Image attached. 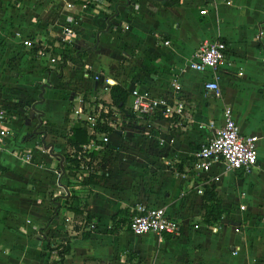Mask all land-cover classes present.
<instances>
[{
	"label": "crops",
	"instance_id": "0c3cea01",
	"mask_svg": "<svg viewBox=\"0 0 264 264\" xmlns=\"http://www.w3.org/2000/svg\"><path fill=\"white\" fill-rule=\"evenodd\" d=\"M67 1L70 7L60 2L65 10L61 14L56 12L53 24H67L64 27L77 31L76 40L83 46L76 50L84 56L82 63H71L74 69L70 77L80 82L79 88L84 87L81 92L88 97L82 100V95H77L74 108L80 103L85 109L98 108L87 100L107 105L109 89L99 86L104 79L126 91L135 87L154 95L170 96L173 92L169 83L174 77L180 87L183 111L181 116L167 120L123 122L120 125L127 129L112 128L108 142L98 149V158L103 161L100 175L104 184L81 186L80 181L68 180L66 174L60 172L62 156L71 153L65 138L73 122L61 120L65 102L60 99L65 98V93L57 92L60 99L54 100H57L58 117L54 120L47 117L46 123L41 125L46 132H41L38 140L21 138L18 144L23 150L13 141L15 132L12 140L3 141L0 264H56L54 255L48 259L46 251L47 243L51 246L55 243L53 240L68 244L69 251L62 264H120L123 244L127 245L126 236L132 235L128 230H107L119 209L136 203L163 207L178 227L176 235L164 233L160 239L153 234L135 237L141 239V244L130 248L139 251L140 256L145 255L148 264H252L253 258L264 259L261 196L264 183L256 178L260 171L264 172V0H176V3L171 0H92L94 6L87 4L89 0ZM201 10L205 11L203 15L199 13ZM216 38L227 45L225 62L216 72L219 98L204 94L202 83L208 79L206 72L179 73V68L191 60L203 41ZM61 44L53 42L49 46L48 40L39 47L51 52ZM69 63L61 69V75L68 70ZM83 70L89 74L86 78L81 75ZM74 73H78V77L73 76ZM90 75L98 76L99 80L92 81ZM88 84H91L90 91L85 92ZM44 102L45 99L42 104ZM223 108L230 109L242 135L257 136V162L249 172L229 171L225 177L220 175L217 182L208 185L213 186L219 198L222 215L218 225L207 227L201 222V193L196 192L202 177L191 172L190 163L198 147L208 142L214 130L222 125ZM117 116L122 119L120 114H115V118ZM61 130L66 134L59 139L60 143L47 142ZM136 130H141L145 137L132 136ZM31 143L39 146V156H34ZM19 150L22 155H30L27 162L19 160ZM41 153H48V158L55 161L54 170L48 172L51 162L40 159ZM19 164L24 165L25 170L20 185L34 184L38 202L45 203L37 222L40 226L37 234L29 229V218L14 212V206L29 205L21 200L29 194L18 191L15 186L10 188L15 185L12 174L19 170ZM218 172L223 174L220 167L211 168L205 179L219 175ZM32 178L36 182H31ZM227 178L237 195L232 188L225 187ZM48 181L56 185V194L52 195L48 188L45 190ZM247 184L250 190L245 188ZM243 185L248 194L243 195L247 206L242 205L244 202L236 205L244 194L238 190ZM68 190H73L86 202L85 213L91 217L88 223L78 221L63 208ZM48 193L49 199L44 201ZM238 206H244V210H238ZM255 217L261 221L253 225ZM74 226L78 229H73ZM82 232L89 236L81 238ZM150 236L154 238L155 247L147 246Z\"/></svg>",
	"mask_w": 264,
	"mask_h": 264
},
{
	"label": "rangeland",
	"instance_id": "374dc122",
	"mask_svg": "<svg viewBox=\"0 0 264 264\" xmlns=\"http://www.w3.org/2000/svg\"><path fill=\"white\" fill-rule=\"evenodd\" d=\"M91 1L92 0H89L87 4L94 6L91 5ZM76 2L77 1L74 3ZM64 10L65 9L62 8L58 0H0V109L8 116L7 124H9L15 132L16 139L13 141L20 150H23L18 144L21 138H24V136L29 138L35 137L34 140H38V138L41 137L40 133L46 132L41 129V125L46 123L47 117L50 116L53 120L57 119L58 110L57 102H55L57 100L54 99H60L58 95L59 92L65 93V98L60 99V101L65 102L60 116L62 121L66 120L74 122L73 110L76 105L75 101L77 95L84 96L85 100L88 97L85 95L86 93L83 94L81 92V87L83 86H80V88L79 86L75 87L77 88V91L74 93L71 91H60L55 88L58 83L55 76L59 66L56 57L57 54L61 53L63 47V50L65 51L81 50L83 48L79 39L76 40L78 34L76 33L77 31L75 32L72 30L71 32L73 33L70 34L71 36H67L68 38H65L63 41L61 40L63 33L62 30L63 28H66L64 26L67 24L61 25L60 23L55 25L53 24V21H55L54 17L56 16V12L58 11L59 14H61ZM64 22H67L66 19ZM23 40L30 41L32 45L29 48H34L35 51L23 47L21 43ZM48 40L49 46H51L50 44L53 42H61L63 46H55L58 49L52 48L54 50L52 53L48 52L47 49L45 50V54H41L39 46H41L42 42L47 43ZM91 42L93 44V38ZM51 58H56L54 63L50 62ZM73 69L74 66L69 63L68 70L65 73H62V77L64 79H72L70 76L72 75ZM73 76L78 77V73H74ZM91 84L87 85L88 88L85 89V92L86 90L90 91L89 88ZM44 99L45 102L42 104ZM58 132L59 133H55L50 139H47V142L60 143L59 139H61L66 132L62 130ZM133 135L140 138L145 137L141 134V130L134 131L132 136ZM29 145L34 149V156L36 154L39 156L40 149L38 148L39 146L37 143H31ZM20 150L18 154L22 155ZM41 155L40 159H49L51 162V164H48V167L46 166L48 172L54 170L55 161L48 158L49 154L41 153ZM23 166L24 165L22 164L17 165L19 170L17 169L12 174L15 185H11L10 188H14L15 186V189H18V191L22 190L24 193L26 192L29 194L21 199L22 203L29 202V205L14 206L13 208L15 210L14 212L21 214V217L29 218V221L31 222L29 229L31 228L32 231L37 234L40 227L37 225V222L41 219V215L45 209V203L38 202L37 191L33 192V189L35 188L34 184L26 182L25 186L20 185V178L25 171ZM218 173V177H220V175L225 177L226 172H222L223 174L220 172ZM256 178L264 183V172L260 171ZM75 179L80 181L77 178ZM30 181L36 182V179L32 178ZM224 184L225 187L232 188L234 194L237 195V191L234 190V186L229 183L228 178L224 180ZM18 185L21 187L18 188ZM54 186H56L54 183L48 181L45 190L48 188V192L54 195L57 193V187ZM245 188L250 190L251 186L247 184ZM245 188L243 185L238 189L239 192H241V190L244 191V194L240 196L236 205L244 202L242 205L247 206V202L245 201L247 198L243 197V195H248ZM261 193L262 198H264V192L261 191ZM48 199L49 193L44 197V201H47ZM256 217L253 218V225L261 221ZM47 234L48 233L44 232V235L47 236ZM126 237L128 238V240L125 239L127 245L123 244L120 264H128L130 262L148 264L145 255L140 256L139 251L138 254L135 249L133 250L130 248V246L135 248V246L141 244V239L130 235ZM148 239L147 246L155 247L154 238L150 236ZM52 243L56 244V241L53 240ZM35 249L39 251V247L36 246ZM46 251L48 259L52 258L53 253H50L48 250ZM262 258H253L251 262H253L252 264H264V259Z\"/></svg>",
	"mask_w": 264,
	"mask_h": 264
},
{
	"label": "built area",
	"instance_id": "2783aa9c",
	"mask_svg": "<svg viewBox=\"0 0 264 264\" xmlns=\"http://www.w3.org/2000/svg\"><path fill=\"white\" fill-rule=\"evenodd\" d=\"M62 3V6L68 8L71 3L67 0H58ZM201 15L205 13L204 10L199 12ZM61 40L63 41L67 36H71V29L63 28ZM69 41V40H67ZM23 47H31V42L23 40ZM164 44H167L166 42ZM41 54H45V48H40ZM227 52V45L224 41L216 38L212 41H203L198 47L197 51L193 54L191 60L187 64L179 68V73L186 71H193L197 73L208 74V79L202 83V88L205 95H210L214 98H219L218 77L216 72L221 64L225 62V55ZM56 58H51L50 62L54 63ZM83 78H86L89 74L86 70L81 72ZM92 81L97 82L98 76L90 75ZM114 83L109 79H104L100 86L102 89L107 90ZM172 94L170 96L154 95L148 90H141L138 88H131L127 90V99L124 108L127 110L128 115L126 119L129 121H123L129 124L132 121L143 122L151 119H170L174 116H181L183 111V105L181 96L179 94L180 87L177 83V79L172 77L170 83ZM128 102V104H127ZM106 115L108 109L102 108L100 111L90 110L89 108H83L80 105L73 110V116L77 120H82L90 135H96L97 140L101 144L108 142L109 134L96 133L97 122L103 121L110 128H120V130L127 129V126H122L121 119L115 114H111L104 120H100L99 114ZM8 116L3 110L0 109V151L4 150L3 141L12 140L14 137V131L9 126ZM142 134V133H141ZM257 136L255 135H242L235 125L229 108H223L222 110V125L215 129L212 133V137L208 142L200 145L195 151L193 159L190 163L191 172L196 175H201L200 187L196 192L201 193L204 186L212 185L218 181V175L205 179V175L213 167H220L222 172L229 171H243L249 172L255 167L257 162V150L256 142ZM88 148H90L88 150ZM88 148L82 149L80 154H84L82 162L79 167L78 178L86 177L97 164V160H91L87 156L88 151L91 149H101L102 146H96L93 143ZM79 155V154H78ZM78 158V157H77ZM30 159L29 154L19 156L21 162H27ZM264 202V198H263ZM238 210L243 211L244 206H238ZM130 216L128 217L127 230L134 237H141L146 234H153L160 239L162 234L176 235L178 227L176 222L169 218L163 207L148 206L144 203H136L129 207ZM194 229L197 226H193Z\"/></svg>",
	"mask_w": 264,
	"mask_h": 264
},
{
	"label": "trees",
	"instance_id": "16d2710c",
	"mask_svg": "<svg viewBox=\"0 0 264 264\" xmlns=\"http://www.w3.org/2000/svg\"><path fill=\"white\" fill-rule=\"evenodd\" d=\"M171 3H176V0H171ZM166 4V3H165ZM167 5V4H166ZM63 46V44H61ZM64 48V47H63ZM61 53L57 54V59L59 62V66L57 69L56 77L58 79V83L55 86L57 90L60 91H71L76 92L80 82L75 79H64L61 75V69L65 66L66 62H70L72 64H81L84 56L77 52L76 50L65 51L63 50ZM29 50L35 51L34 48H28ZM58 49V48H57ZM54 50L51 51V53ZM109 103L107 105L102 102H96L87 100L90 104H95L98 106L95 107L97 111H100L103 107H107L108 113L106 115L100 113V120L106 119L112 113L120 114L122 117L121 123L123 121H129L126 119V115H128L127 110L124 108L125 102L127 99V91L118 85H112L108 90ZM82 100H85L84 96H82ZM105 105V106H104ZM112 132V128L108 127L103 121L97 122L96 124V133L100 134H109ZM33 137V136H32ZM95 134L90 135L87 133V128L85 126L84 121L75 120L73 124L69 127L68 134L65 138V144L71 151L70 154L63 155V162L61 166L60 172L66 174L68 180L69 178H77L79 174V167L82 162V157L84 154H80L83 147L93 143L96 146H101V142L97 140ZM30 139L29 137L23 138L24 141ZM79 154V155H78ZM98 149H91L88 151L87 156L90 157L91 160H97L96 167L88 173L86 177H82L80 179L79 185L81 186H102L104 184V179L100 175L103 167L101 163L103 162L99 156ZM78 157V158H77ZM100 159V160H99ZM100 165V166H99ZM238 174H242V172L238 171ZM66 199L64 201L63 208L70 212L73 217L78 218V221H83L84 223H88L91 220V217L85 213L86 202L81 201L73 190L66 191ZM202 199V210L203 214L201 216V222L203 225L207 227H211L214 225H218L221 220V206L219 198L216 195V192L213 186H204L201 192ZM84 214V215H83ZM130 216L129 208L119 209L116 215L111 218V227L107 230L109 232H113L115 230H127L128 217ZM82 219V220H81ZM73 229L77 230L78 227H73ZM89 236L87 232L81 233V238L86 239ZM47 248L50 253H53L54 258L56 259V264L63 263V257L68 254L69 248L68 244H63L62 242L52 244L50 246L49 242L47 243Z\"/></svg>",
	"mask_w": 264,
	"mask_h": 264
},
{
	"label": "water",
	"instance_id": "95a60500",
	"mask_svg": "<svg viewBox=\"0 0 264 264\" xmlns=\"http://www.w3.org/2000/svg\"><path fill=\"white\" fill-rule=\"evenodd\" d=\"M41 143H43V140H41ZM45 147V146H44ZM66 195V194H65Z\"/></svg>",
	"mask_w": 264,
	"mask_h": 264
}]
</instances>
